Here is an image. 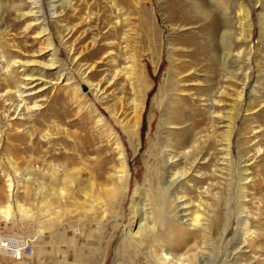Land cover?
<instances>
[{
	"label": "rangeland",
	"instance_id": "1",
	"mask_svg": "<svg viewBox=\"0 0 264 264\" xmlns=\"http://www.w3.org/2000/svg\"><path fill=\"white\" fill-rule=\"evenodd\" d=\"M48 1L43 0L42 4L46 6ZM201 1L207 7L212 6L210 8L213 14L210 19L205 20L187 0H71V8L63 3V0H57V15L51 18L46 9V22L43 24L50 29L56 43L59 64L57 68L45 69V79L39 81L40 83L36 82L38 84L35 83L34 86L25 85L31 83L27 75L49 61L46 58L47 53L41 52L46 42L38 38V25L26 32L25 22L19 21V14L13 9L10 0H0V42L6 47L10 61L16 58L17 62H28H19L12 75L7 74L9 82L3 75L7 70H0L2 94L7 92L8 88L12 91L11 96L3 97L9 99L7 102L0 100V191L7 194L6 180L10 176L14 183L15 196L22 202L20 205L13 203L9 216L0 212V242L3 239L6 243H11L6 245L11 248L9 251L0 252V264H142L144 255L125 252L126 249L121 248L118 239L123 236L125 226L132 222L131 198L139 188L153 201L151 212L153 220L160 226L159 237L165 240L169 236L162 226L163 218L169 213L162 211L158 196L146 190L151 186H147L146 181H152L151 175L159 167L156 161L161 144L165 145L167 137H170L163 135V132L162 136L159 134L160 124L163 113L169 112L170 101L180 99L176 96L179 93L171 85L174 83L173 78L177 76V68L184 61H190V67L199 74L189 78L192 79L190 85H196L190 90L198 97L196 102L187 96L182 97L183 109L192 121L197 123V132H203L204 127L210 125L202 97L209 99L216 95L219 101L225 100V104L215 109L220 115L219 119L216 117L217 140L222 138L224 132L221 115H235L232 138V199H228L233 211L232 225L227 235L222 238V221L216 220L218 222L214 226L213 236L200 240V246L206 248L205 250H213L214 264H229L233 255L235 261L243 264L253 260L254 254L251 252L245 255L238 253L236 236L238 229L244 227V224H240L239 188L242 168L246 164L243 165L241 154L243 161L247 160L252 164L249 168L254 178L253 184L248 185L247 190L249 200H252L246 206L256 219L251 216L249 221L253 228H256L264 220V153L257 163L254 159L259 148L264 152V0H233L227 21L222 14L224 11L215 6L212 0ZM246 10H249L248 15ZM213 19L221 27H227L226 41H221L217 34L213 35L212 43L209 41L206 33L210 31L208 24ZM187 26L196 29L189 32ZM62 37L65 40L61 39ZM67 40L77 47L79 54L76 59L70 55L69 46L65 45ZM233 43L236 45L233 56L227 57V51L224 52L223 49L226 46L231 47ZM126 45L129 46L128 49L125 48ZM111 51L112 57L108 54ZM240 52L241 59L240 56L237 57ZM133 56L138 63L143 95L144 87L150 85L140 130V153H136L137 142L127 136L129 134L124 128L126 125L120 124L113 113V109L123 113L121 118L127 122L132 117V110L128 107L125 97L132 102L135 94L129 90L122 78L115 85L106 81L107 78L111 80L112 76L107 74L115 71L114 66H126ZM79 72L84 75L81 76ZM61 74L72 80L66 82V77ZM86 80L93 85L102 81L105 99L98 98L101 94L97 97L95 90L89 91L90 86ZM244 82L248 85L243 99L235 107L236 111H233L237 97L235 91ZM44 83L47 86H44ZM74 85L80 88L81 96L78 102L73 98ZM19 90L26 91L25 96L30 107L35 101L42 106L33 110L24 109L18 115L13 105L19 103ZM221 91H226L227 97H220ZM122 97L124 99L120 100ZM155 99L158 102H155ZM161 100H164V106L160 103ZM95 109L104 115L109 127L124 142L134 182L131 196L125 203L124 214L120 207H112L107 221L102 222L99 206L97 211L92 212L93 215L89 214L84 218L86 212L83 206V187L88 182V177L83 173L80 158L83 151L80 142L83 137L90 138L93 151L101 145V140L94 130V117L90 113ZM178 119H181V115H178ZM57 126H62L64 131H59ZM27 130L32 131L33 139ZM42 130L44 133H40ZM46 130L52 134L54 141L52 146L43 149L46 142L41 136L44 137ZM68 134L73 136V141L68 138ZM74 140L77 143H74ZM107 149L112 148L108 146L101 152L105 154ZM104 158L105 155H102V159ZM72 160L75 164H72ZM50 161L65 166L71 165L68 169L70 172L79 169L78 172L70 173L74 174L71 177H75V186L67 184V192H73L72 199L59 202L53 196L54 189L63 185L52 175L53 169L47 164ZM216 161L218 162V159ZM68 173H64L65 178ZM224 175L227 179L228 175ZM26 179H30L29 183L24 182ZM221 181L224 184V181ZM100 182L106 181H97ZM136 183L138 188H135ZM95 189L94 192L98 193L97 185ZM225 190L224 186L222 190L217 186V197L221 205L216 208V217L223 215ZM123 216L124 225L116 229L112 224L113 219H121ZM39 227L48 229L47 233L33 243L32 239L38 234ZM83 230L87 231L86 236ZM98 239L99 245L96 244ZM15 242L24 243L25 249L21 257L14 254L13 250L16 248L12 246ZM148 246L151 248V245ZM117 249H121L120 252L125 254H122V257L116 256ZM257 254L261 255L264 263V247L258 250Z\"/></svg>",
	"mask_w": 264,
	"mask_h": 264
},
{
	"label": "bare ground",
	"instance_id": "2",
	"mask_svg": "<svg viewBox=\"0 0 264 264\" xmlns=\"http://www.w3.org/2000/svg\"><path fill=\"white\" fill-rule=\"evenodd\" d=\"M187 1L189 4L194 6L193 9H196L198 14L201 15L205 20L210 19L211 15L213 14L212 9L210 8L212 7L211 5L210 7H207L205 3L201 0ZM212 1L215 6L217 5L218 8L224 11L222 14L224 16V20L227 21V17L230 16V8L233 0ZM10 2L12 3L13 9H15L19 14V21L25 22V31L28 32L33 29L36 25H38V28L40 30L38 32V38L41 40L44 39L43 41L46 42L44 46L45 48L41 49V52H45V54L47 53L46 58H48L49 61H47L46 64H41L42 67L34 70L33 73L27 75V79L31 80V83L25 85L35 86L36 82L43 81L45 79V69L57 68L59 64V52L56 48V43L52 38L50 29L46 26V24H43V22H46V9L49 11L48 15L51 18L57 15V0H49L46 6L42 4L43 0H18L17 2H12V0H10ZM63 3H65L67 6H70L71 8V0H63ZM245 13H247L248 15L249 10H246ZM241 14L242 12L240 11V15ZM219 26L220 25H218V22L215 19L209 21L208 27L210 31H208L206 34L208 35V39L211 43L213 41L212 37L214 34H217V36L220 37L221 41L227 40V27L224 28V26ZM262 26L264 29V24ZM187 27L189 28L187 29L189 30V32H194L196 29L191 28L189 26ZM70 33L71 32H69V34ZM61 39L65 40L64 37H62ZM222 43L224 44V42ZM65 45L69 46L70 55L75 57H73V59H76L77 55L79 54L77 47L75 45H71L68 40L65 42ZM225 45L227 44L225 43ZM235 46L236 45L233 43L231 47H224L223 51H227L225 53L227 54V57L233 56V49ZM128 47L129 46L126 45L125 48L128 49ZM108 54L111 56L113 53L111 51V53L108 52ZM238 54L239 55L237 57L240 56L239 59H241L242 53L240 52ZM8 59L9 58L6 47L0 42V70H7L6 73L3 74L7 82H9L7 74L12 75L14 67L19 62L20 64H28V62L23 63L19 60V62H17L16 58L13 61H10L11 58L9 59V61ZM190 64V61L182 62V64L177 68L175 72L177 76L173 78L174 83L171 86L174 90H177V93L179 94H176V96L177 98L180 97V99L178 98V101H170L171 107L168 110L169 112H166L167 114L163 113L159 133L162 136L163 132V135H166V137H170H167L165 145H162L160 143L161 151L159 152V159L157 158L156 161V164L159 167L154 170V172L152 173L153 175L150 174L152 176V181H146V183L148 182L147 186L149 184L151 185L149 188L147 187L146 190L149 192L151 191L156 196H158L162 211L169 213V215L165 213L166 216L164 215L165 217L163 218L164 220L162 225L165 229V233H167L169 236L165 238V240L159 237L160 226L153 220V213L151 212L153 201L139 188L135 190L134 196H132L131 198V208L133 210L132 222H130L129 225L125 226L123 236L118 238L120 239L119 245L123 250L126 249L125 252H132L135 254L144 255L143 259L141 260L143 262L142 264H214V256L212 252L213 250H205L206 248H202L199 242L200 240H207L213 236L214 226L218 222L216 220L222 221L220 230V237L222 238L227 235L232 225L231 215L233 211L229 206V200L232 199L230 198V194L232 193V138L234 132L235 115L234 113H231L226 117L221 115L220 119L222 121L221 124H223L222 127L224 129V132L222 138L220 140H217L216 117L217 119H219L220 115L215 109H217L219 105L221 106L225 104V100L219 101L218 98L215 97L216 95L214 97H210L209 99L202 97L201 101H203L202 103H204V110H206L207 120L210 122V125L209 127H204L203 132H197V123L193 122L190 116L186 114L182 104L184 102L182 97L184 96L189 97L191 101L195 102L198 98L195 97L194 94L190 91L192 86L196 85H190V82L192 83V79L189 78H191V76H194L195 74L196 76L199 74L197 70H193V68L190 67ZM114 68V72L111 71L107 74L112 76L111 80L105 76V78H107L106 81L112 85H115V83L119 79H124L125 83L129 87V90H131V92H134L135 98L132 100V102H129V100L125 97V100H127L128 107L130 108V110H132V117L127 122H125V120H122L121 118L123 113L116 111V109H113V113L120 124H124V126L126 125V127L124 128L129 134L127 136L130 139H133V141L137 142H135L137 144L136 153H140V130L142 127V118L146 106V97L148 96V92L150 91V85H146L144 87L145 95H143L141 89L142 86L139 81L138 63L134 59V56L131 57V60L129 61V63L126 64V66L120 68L118 66H114ZM79 74L81 76L84 75L81 72H79ZM61 76L65 75L61 74ZM6 80H4V82ZM71 80L72 78L66 77V82H69ZM86 81L90 86L89 91L95 90L97 97L99 94H101L98 98L102 97L101 99H105L103 97V95L105 94V88H103L102 81L100 83L98 82L96 85L91 84L89 80ZM247 85V82H244L238 89H236L235 94H237V97H235L236 103L233 107V111H236L235 107H237V105L240 104V102L242 101ZM44 86H47V84L44 83ZM73 87V98H75L78 102L81 96V94L79 93L80 88L77 85H74ZM2 89L3 86L1 85L0 100H3L2 102L5 103L9 100L6 98L8 96H11L12 91L11 88H8L7 92L2 94ZM17 93L19 94L17 96L19 99V103L15 104L16 106L13 105V109L16 113H18V115H20L21 112L24 111V109L33 110V108L35 109L42 106L37 104V102L35 101V104L30 107L28 105V98H26L25 96L26 91L19 90L17 91ZM210 94H212V92ZM5 96L6 98H3ZM222 96L227 97L226 91H221L220 97ZM123 99V97L120 98V100ZM155 102H158L157 99H155ZM160 103L164 106V100H161ZM180 105H182V107ZM90 113L94 117V130L95 133L98 135L99 140H101V145L97 147L96 151H93L91 149L90 138L87 139L83 137L80 142L82 145L81 148L83 150L82 155H80L83 165L81 166L83 167V173L85 172L88 177V182H86L85 186L83 187V206L85 207L84 212H86L84 218H87L89 214H92V212L94 213V211H97L100 208V217L102 222L107 221L109 217L108 215L110 208L112 209V207H120V210L124 214L123 210L125 207V203L131 196L130 194L133 189L132 185L134 182L132 179L133 174L130 170L131 162L124 142H122L114 133V131L109 127L106 118L100 111L95 109L92 110ZM178 115H181V119H178ZM152 118L153 116L151 117V123H153ZM57 127L59 131H64L62 126ZM27 131L29 136L33 139L34 134H32V131ZM40 133H44V130H42ZM67 136L73 141V136H70L69 134ZM41 138H44L46 142V145H43V149L52 146V142L54 140L52 138V134L49 131L46 130L44 137L41 136ZM74 138H77V136H74ZM1 139L2 135L0 134V142H2ZM149 139L152 140L151 137ZM74 143H77V141L74 140ZM108 146H111L112 149H107L108 151L103 154L101 152L102 149H105ZM75 151L76 150H74V152ZM256 152L257 154L254 159L257 163L258 158L260 159V156H263L264 152L262 148H259ZM219 154L221 156H219ZM102 155H105L104 159H102ZM42 156L44 157L46 155ZM73 158L74 157H72V159ZM243 158L244 157L241 154L243 165H246L243 166V174L240 177L239 213L240 224H242V226L244 224V227L238 229V235L236 236V248L238 250V253L245 255L251 252L252 254H254L253 260L246 264H264L262 263L261 255L257 254V251H260L264 247V220L262 223H259L256 228H253L251 221H249V219L252 218L251 216H253L252 219H256L254 215L251 214L249 208L246 206V204L252 200V198L251 200H249L247 190L248 185H250L251 183L253 184L254 178L251 176V171L249 168L252 164H249L247 160L243 161ZM216 159H218V162L216 161ZM111 160L114 162H111ZM47 164H49V166L53 169L51 171L52 175L63 185L62 187L59 186L58 188L54 189L53 196L59 202H61L63 199H72L73 192H67L69 190L67 188V184H70L71 186L75 184L73 180L75 177H71L72 174L70 173L78 172L79 169L72 170V172H70L68 171V169L72 167L71 165H66V168L65 164H61L59 162L56 163L55 161H50ZM72 164H75L74 160H72ZM66 171L69 172L67 178H65L64 175ZM224 173L228 175L227 179L224 178ZM100 180H105L106 182L97 183V181ZM221 180L224 181V184ZM29 181L30 179H26L24 182L29 183ZM96 185L98 186V193L94 192ZM135 185V188H138V183H136ZM217 186H219L220 190H222V186H224V189H226L224 191L226 197L225 205L223 206V215H219L216 217L214 214L216 208L221 205V201L217 197ZM5 190L7 191V194L0 191V212L2 213V215L9 216L13 203H18V205H20L22 202H20L19 198L15 196L16 194L14 189V183L10 176H8L6 180ZM21 208H23V206H21ZM85 209L87 211H85ZM24 211L26 212V210ZM124 218L125 216H123L121 219H113L112 224L115 226L116 229L120 225H124ZM47 230L48 229H42L41 227H39L38 234L33 237L32 242H37L39 238H41L47 233ZM83 231L86 232L84 235L86 236L87 231ZM102 237H100V240L102 239ZM1 242L0 252H6L11 249L9 246H6L11 244L10 242L6 243V240L3 239ZM99 242L100 241L98 239L96 241V244L99 245ZM148 244L151 245L152 249L148 246ZM22 246H24V243H22ZM23 251L24 250L21 249V252H19V254L15 256L21 257ZM120 251L121 249H117L116 256L121 255L120 257H122V254H125ZM106 256L108 257V255ZM234 259L235 256L233 255L230 259L231 262L229 261V264H243L235 261ZM104 260L106 261L107 259L105 258Z\"/></svg>",
	"mask_w": 264,
	"mask_h": 264
},
{
	"label": "built area",
	"instance_id": "3",
	"mask_svg": "<svg viewBox=\"0 0 264 264\" xmlns=\"http://www.w3.org/2000/svg\"><path fill=\"white\" fill-rule=\"evenodd\" d=\"M21 244H22V243H17V242H15V244L13 243V246L11 245L12 248H16V249L13 250L15 255H18L19 252H21V249H23L24 246H22ZM27 247H29V246H27ZM27 247H26V248H27ZM29 248H30V247H29ZM24 249H25V248H24ZM24 249H23V250H24ZM8 251H9V250H8Z\"/></svg>",
	"mask_w": 264,
	"mask_h": 264
}]
</instances>
